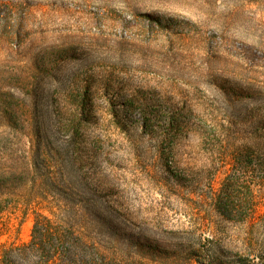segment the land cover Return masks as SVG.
I'll return each instance as SVG.
<instances>
[{
	"label": "rangeland",
	"instance_id": "obj_1",
	"mask_svg": "<svg viewBox=\"0 0 264 264\" xmlns=\"http://www.w3.org/2000/svg\"><path fill=\"white\" fill-rule=\"evenodd\" d=\"M37 213L58 264H264V0H0V243Z\"/></svg>",
	"mask_w": 264,
	"mask_h": 264
},
{
	"label": "trees",
	"instance_id": "obj_2",
	"mask_svg": "<svg viewBox=\"0 0 264 264\" xmlns=\"http://www.w3.org/2000/svg\"><path fill=\"white\" fill-rule=\"evenodd\" d=\"M225 177L239 176L229 171ZM47 225H49V218L41 213H37L32 228L33 239L30 242L22 243L21 245H11L8 248L5 247V244L0 243V264H16L17 262H15V259H23L22 257L26 253H30L34 256V253H37L43 248H46V256L39 258L35 264H58L56 258L62 261L63 257L61 255H68L71 251L72 244L66 236H58L60 232L56 231L54 232L55 234L52 233ZM49 235L54 236L56 243H50V245L46 246L45 239L49 237ZM35 236H38L41 242H34ZM68 236H70V233ZM235 256H239L238 260L245 259L243 255L236 254ZM255 256L259 257L264 262V254ZM37 257H39V255Z\"/></svg>",
	"mask_w": 264,
	"mask_h": 264
}]
</instances>
